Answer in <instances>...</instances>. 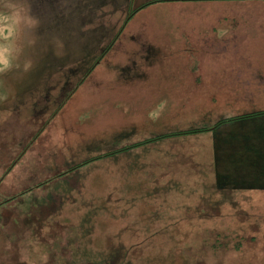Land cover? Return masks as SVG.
Segmentation results:
<instances>
[{
	"label": "rangeland",
	"instance_id": "374dc122",
	"mask_svg": "<svg viewBox=\"0 0 264 264\" xmlns=\"http://www.w3.org/2000/svg\"><path fill=\"white\" fill-rule=\"evenodd\" d=\"M17 2L23 3L25 7L30 6L31 14L37 18L38 25L33 31L23 33L20 43L24 51L16 61L18 67L0 75L1 85L8 93L21 92L24 98L32 91L38 92L39 99L26 102L25 106L32 108L39 103L42 124L53 115L65 94L78 86L85 72L97 61L100 63H97L94 76L83 83L76 94L77 98L67 103L62 110L68 113L64 118L73 119L78 108L86 109L85 104H89L88 107L93 106L92 113H100L99 116L96 113V117L102 119L101 124L95 127L107 125L110 131L131 120L132 116L134 119H143V124L146 125L156 121L154 117L152 120L146 119V111L142 112L141 109L154 106L157 98L149 100L150 104L143 105L142 99L134 95L132 116L119 114L112 118L108 116L111 110L106 111L101 105L97 110L96 103H99L102 97L93 98L95 94L84 92V89L87 86L112 84L118 89L123 87L119 83L128 78L138 81L137 85L140 86L142 85L140 77L147 75L146 77L151 76L154 81L151 91L156 89L164 92V88L170 85L167 83L169 73L174 72L176 66L179 68L180 63L186 61L183 56L187 53L153 54L150 58L135 57L132 53L142 50V41L137 40V35L154 33L156 36L153 38L161 42L163 39L161 34L179 24L176 19L181 18V22L185 23V19L188 18V15L183 16L185 12L177 11L174 7H171L170 11L162 9L163 5H155L153 2L141 8L128 21L131 7L136 9L151 0H58L61 9L50 12L46 11L51 0ZM3 4L4 0H0V10H3ZM194 22L202 23L203 19L196 17ZM115 39L116 43L100 59L103 49ZM26 60H31L33 65L28 72L23 70ZM255 65L256 70L252 64L246 61L242 64L241 60L239 64L243 67L241 74L232 73L216 77L222 81L218 82L217 85L220 84V87H215L216 90L234 93L243 91L242 93L248 94L211 99L201 97L198 106L192 107L184 114L195 111L197 119L204 121L201 123H211L213 120L245 112L239 106L242 100H245L243 106L249 108L247 110L249 112L253 111L254 106L261 107L260 105L264 104V63L259 62ZM124 86V89H127L128 85ZM200 90L203 92L201 96L206 94L202 88ZM255 90L257 93L254 95L252 92ZM247 97L250 99L247 100ZM186 104L188 105V102ZM155 105H158L157 108L161 106ZM208 115H212L211 119L204 120ZM58 117L56 115L52 120H58ZM190 117H193L192 114ZM250 119L255 122L254 124L258 123L257 128H264L263 115ZM13 123L15 122L9 123L5 128L11 135L10 140L3 142L7 149L18 132ZM111 123L117 126L112 128ZM28 127L29 124L27 129ZM214 135L215 138L221 137L218 132ZM143 139L145 137H138V140ZM176 141L174 139L163 141L162 144L166 147L162 149L157 147L151 151L146 147L137 150L138 161L132 158L127 160V156H113L111 169L114 165L120 166L116 171L104 173L107 177L112 175L114 184L115 178L124 177L132 164L141 172L147 171L152 168L150 159L154 155L172 159L173 153H180L181 150L178 151L174 146L179 144ZM195 149L197 150L190 146L187 152H190L189 155L194 154ZM204 149L207 162L203 159L200 163L194 164L190 160L189 167L179 174L180 177L190 180L187 196H183L185 198L158 200L156 198L160 193L156 184L133 182L129 184L127 181L128 185L120 186L117 182L115 183L117 186L108 188L109 185L106 183L110 181L105 177L103 181H99L100 186L97 188L101 197L96 198V203L92 202L91 206L84 205L90 200H86L83 195L81 200L71 198L68 203L73 205L70 208H61L59 197H57L59 200L55 201L45 199L38 201L35 198L31 199V204L26 199L23 200V197L20 198L21 193L11 194L2 190L1 194L6 196L1 198L4 202L0 209L4 206H19L21 203L28 206L25 217L33 232L31 243L34 250L49 264H98L97 262L103 259L105 264H264V189L258 190L257 199L253 200V204L250 200L242 198H237L235 202L232 190L219 193L222 191L220 189L231 187L233 180L229 174L232 168L238 167V161L234 163L226 161L228 159L225 158L220 160V163L213 164L209 156L210 150L207 146ZM187 152L181 155L186 156ZM197 155L201 157L203 154L196 153L195 156ZM0 159L7 162L8 157L5 155ZM196 166L201 171H198ZM251 167L263 171V174L251 176L253 178L251 184L258 188L264 186V159L251 160ZM95 173L97 176L100 174ZM198 174L202 177L198 178ZM145 175L152 177L149 171L145 172ZM3 180L4 178L0 180V184ZM103 184H106L107 188H101ZM54 185L46 189L45 196L48 194L53 196L58 188L57 195L60 193L59 190L69 188L66 183ZM174 190L176 191V188ZM110 191L111 196L106 197L104 192ZM8 193L10 195H7ZM207 195H210L208 199ZM219 195L224 196L223 208H220L221 204L218 202Z\"/></svg>",
	"mask_w": 264,
	"mask_h": 264
},
{
	"label": "crops",
	"instance_id": "0c3cea01",
	"mask_svg": "<svg viewBox=\"0 0 264 264\" xmlns=\"http://www.w3.org/2000/svg\"><path fill=\"white\" fill-rule=\"evenodd\" d=\"M154 3L159 6L163 5L162 9L169 11L171 7H174L177 11L185 12L183 16L188 15V18L185 19V23L181 22V18L176 19L175 21L179 24L170 31H164L161 35L165 40L162 39L161 42L154 39L156 36L154 33L137 35V40L142 41V50L131 53L135 57L146 56L149 58L153 57V54L187 53L183 56L186 61L180 63L179 68L176 66L174 72L169 73L167 79L169 82L167 83L170 85L164 88V92L156 89L151 91L154 81L151 76L148 78L145 75L143 78L140 77L142 79L140 86L137 85L138 81L128 78L119 83L123 87L118 89H115L113 84L110 86L98 85V87L87 86L84 89V92L94 93L93 98L102 97L99 103H96L97 110H99V105L106 111L111 110L108 116L112 118L119 114L132 116V96L134 95H138L142 99L143 105L144 103L150 104L149 100L157 98L154 106L141 109L142 112L146 111V119L152 120L153 117L156 119L153 124H143V119H134L132 116L131 120L123 122L119 128L112 131L107 128V125L95 127L101 124L102 119L99 120L96 117V113L98 116L100 113H92L93 106L90 108L89 104H85L86 109L78 108L73 119L64 118L68 113L62 110L67 103L77 98L78 90L89 77L94 76L95 69L100 62L89 73L88 70L85 72L83 80L65 94L60 105L56 106L53 115L47 118L43 124L40 118L39 103L32 108L25 106L26 102L39 99L38 92L32 91L26 98L21 92L20 94L8 93L2 87L0 79V117L2 118L0 120V127H2L0 157L5 155L8 157L7 162L0 159V180L4 178L0 184V200L6 196V194H1L3 190L11 192V194L19 195L21 193L20 198L23 197V200L26 199L31 204V199L35 198L38 201L44 199L55 201L60 198L59 206L70 208L73 205L68 203L71 198L81 200L83 195L87 198L86 200H90L84 205L91 206L92 202L96 203V198L101 197L97 188L100 186L99 181H103L107 177L104 171L110 173L113 170L116 171L120 166L114 165L111 169L113 156H127V160L132 158L134 161H138L137 150L146 147L151 151L156 150L157 147L162 149V147H166L162 142L172 139L179 142L174 145L178 151L183 150L186 153L190 146L197 150H193L194 154L191 155H189L190 152H187L186 156L181 155L183 154L181 151L173 153L172 159H164L157 156L158 154L154 155L155 157L150 159L152 168L147 170L152 174V177L146 176L145 172L147 171L141 172L138 167L132 164L124 177L115 178L114 184L112 175L108 176L107 179L110 181L106 183L109 185L108 188H113V185L117 186L115 184L117 182L120 183V186L121 184L128 185L130 182L146 185L156 184L160 193L156 198L158 200L187 196L190 180H186L183 176L180 177L179 174L181 175V172L189 167L190 160L194 164L200 163L203 159L207 162L204 149L207 146L213 164L214 162L220 163V160L225 158L228 159L226 161L234 163L238 161V167L232 168L229 174L233 180L231 187L220 189L222 191L219 193L223 194L232 190L234 194L232 198L235 202H237V198H242L250 200L253 204V200L257 199L258 190H263L264 186L258 188L251 184L253 180L251 176L263 174V171L251 167V160L264 159V128H257L258 123L254 124L255 122H252L250 118L226 122L221 125L222 127H215L218 120L201 123L204 121L197 119L195 111L189 112L187 115L184 112L198 106L201 97L211 99L248 94L242 93L243 91L234 93L216 90L215 87H220V84L217 85L218 82H222L221 78L216 77L232 73L241 74L243 72V67L239 66L241 60L242 64L244 61L252 64L255 70L257 69L255 63H264V0H161ZM49 4L46 12L61 9L58 0H51ZM196 17H202L203 22H194ZM191 53L193 54L191 55ZM124 84L128 85L127 89H124ZM200 88L206 94L201 96ZM113 89L115 91H112ZM256 91L252 94L255 95ZM249 99L250 97H247V100ZM243 101L245 100H242L239 106L242 107V111H245L242 114H245L249 112L247 111L249 108L243 106ZM155 104H161V106L157 108L158 105ZM260 106H254L252 110H264V104L262 103ZM191 114L193 117H190ZM56 115L59 116L58 120H52ZM211 117L212 115H208L204 120L208 121ZM11 122H15L13 125L17 127L18 132L15 133V140L7 149L3 142L10 140L11 135L5 128ZM27 124H29L28 129ZM111 126L115 128L117 125L111 123ZM201 127L209 129L201 130V132L179 133V131ZM148 130L150 132H146ZM215 132H218L221 137L215 138ZM168 133L179 134L169 135L119 151L125 146ZM138 137H145V139L138 140ZM194 139L198 141H192ZM196 153L203 155L195 156ZM98 156L101 157L92 160ZM81 163L85 164L77 167ZM196 168L201 171L197 166ZM95 172L100 173L99 178ZM197 177L201 178L202 175L198 174ZM127 181L129 182L127 183ZM65 183L69 185V188L59 190L58 195L56 193L59 188L56 189L53 196L44 195L50 185L58 186ZM106 184H103L101 188H107ZM167 184L170 185L166 187ZM71 192L73 194H70ZM111 193L112 191L104 192V195L109 197ZM209 196L207 195V199ZM3 202L1 200V207ZM218 202L221 204L220 208L225 207L223 195H219ZM32 207L34 208L35 205Z\"/></svg>",
	"mask_w": 264,
	"mask_h": 264
},
{
	"label": "clouds",
	"instance_id": "9594fccd",
	"mask_svg": "<svg viewBox=\"0 0 264 264\" xmlns=\"http://www.w3.org/2000/svg\"><path fill=\"white\" fill-rule=\"evenodd\" d=\"M38 20L31 14V9L17 0H4L0 10V75L18 67L16 61L23 54L24 48L20 39L24 32L33 31ZM32 61L26 60L23 70L32 69Z\"/></svg>",
	"mask_w": 264,
	"mask_h": 264
},
{
	"label": "water",
	"instance_id": "95a60500",
	"mask_svg": "<svg viewBox=\"0 0 264 264\" xmlns=\"http://www.w3.org/2000/svg\"><path fill=\"white\" fill-rule=\"evenodd\" d=\"M28 206H4L2 213V233L0 238L1 264H49L42 259L41 254L34 250L31 243L32 228L27 224L25 212ZM105 259L98 264H105ZM52 264V263H50Z\"/></svg>",
	"mask_w": 264,
	"mask_h": 264
},
{
	"label": "trees",
	"instance_id": "16d2710c",
	"mask_svg": "<svg viewBox=\"0 0 264 264\" xmlns=\"http://www.w3.org/2000/svg\"><path fill=\"white\" fill-rule=\"evenodd\" d=\"M155 1H161V0H151V2H147V3H144L143 5H140V7H138V8H136V9H133L134 7H131V9H130V11H129V17L127 18L128 19V21H129V19H131L132 18V16L137 12V11H140V9L141 8H144V7H146V6H149V5H151V3H153V2H155ZM124 26L125 25H123L122 27L124 28ZM123 30V29H122ZM121 30V31H122ZM120 31V32H121ZM118 39V38H117ZM117 39H115L112 43H110L109 45H108V47L107 48H105V49H103L104 51L102 52V54H101V56H100V59H101V57L104 55V54H106L108 51H109V49L116 43V41H117ZM99 61H97V63H98ZM97 63L94 65V66H92V67H90L89 69H88V73L93 69V67H95L96 65H97ZM87 73V74H88ZM83 80V78L81 79V81ZM264 116V110H256V111H251V112H249V113H245V114H239V115H234L233 117H223L222 119H219L217 122H216V124H215V127H219V126H221V125H223L224 123H226V122H233L234 120H245L246 118H254V117H256V116ZM209 128H205V127H201V128H194V129H190V130H185V131H179V133H190V132H201V130H208ZM179 133H168V134H163V135H158V136H156V137H154V138H147V139H145V140H143V141H140V142H137V143H134V145H131V146H125V147H123L122 149H119V151H121V150H124V149H126V148H129V147H135V145H143V144H146L147 142H151V141H155V140H157V139H160V138H163V137H168L169 135H175V134H179ZM115 152V151H114ZM110 154V153H109ZM103 155H108V154H103ZM102 156V155H101ZM101 156H98V157H94V158H92V160L93 159H96V158H100ZM85 163H87V162H85ZM85 163H81V164H79V166H77V167H80L81 165H83V164H85Z\"/></svg>",
	"mask_w": 264,
	"mask_h": 264
},
{
	"label": "flooded vegetation",
	"instance_id": "af4514ba",
	"mask_svg": "<svg viewBox=\"0 0 264 264\" xmlns=\"http://www.w3.org/2000/svg\"><path fill=\"white\" fill-rule=\"evenodd\" d=\"M1 220H2V213H0V238L3 237V233H2V222H1ZM1 262H4L3 259L0 260V264H1Z\"/></svg>",
	"mask_w": 264,
	"mask_h": 264
}]
</instances>
